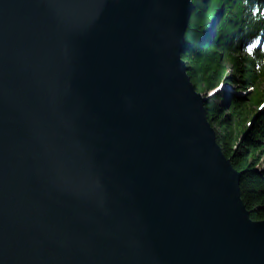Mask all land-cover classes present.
I'll return each mask as SVG.
<instances>
[{
	"label": "water",
	"instance_id": "obj_1",
	"mask_svg": "<svg viewBox=\"0 0 264 264\" xmlns=\"http://www.w3.org/2000/svg\"><path fill=\"white\" fill-rule=\"evenodd\" d=\"M192 1L0 0V264H264Z\"/></svg>",
	"mask_w": 264,
	"mask_h": 264
},
{
	"label": "trees",
	"instance_id": "obj_2",
	"mask_svg": "<svg viewBox=\"0 0 264 264\" xmlns=\"http://www.w3.org/2000/svg\"><path fill=\"white\" fill-rule=\"evenodd\" d=\"M192 2L181 58L218 146L241 174L250 220L264 221V0Z\"/></svg>",
	"mask_w": 264,
	"mask_h": 264
},
{
	"label": "rangeland",
	"instance_id": "obj_3",
	"mask_svg": "<svg viewBox=\"0 0 264 264\" xmlns=\"http://www.w3.org/2000/svg\"><path fill=\"white\" fill-rule=\"evenodd\" d=\"M228 88H226V87H223V86H220L218 89H217V91H224V90H227Z\"/></svg>",
	"mask_w": 264,
	"mask_h": 264
}]
</instances>
